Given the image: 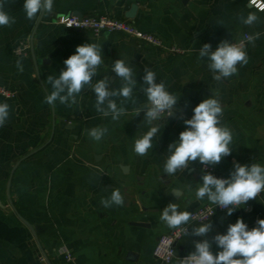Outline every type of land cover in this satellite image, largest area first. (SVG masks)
I'll return each mask as SVG.
<instances>
[{"label": "crops", "instance_id": "obj_1", "mask_svg": "<svg viewBox=\"0 0 264 264\" xmlns=\"http://www.w3.org/2000/svg\"><path fill=\"white\" fill-rule=\"evenodd\" d=\"M23 3L7 0L5 11L16 22L0 27V85L14 93L0 95V103L10 106L0 127V264H153L158 237L172 230L159 219L163 208L176 203L180 211H191L210 203L195 197L206 165L197 160L172 176L163 172L168 146L178 141L186 128L183 121L192 117L196 105L218 89L222 123L234 133L231 154L213 166L217 174L228 178L234 162L264 165V12L249 0H54L51 13L28 20ZM133 5L136 15L127 18ZM249 12L259 16L251 27L238 18ZM62 14L129 19L140 31L161 39L164 47L121 32L94 34L69 28L56 23ZM257 32L259 39L244 46L248 64L239 67L237 75L214 81L199 49L210 43L215 51L222 41L233 43ZM85 43L102 46L103 63L93 83L108 76L111 89L121 87L122 81L111 71L120 58L135 71V103L123 105L126 113L119 120L96 111L95 94L88 87L72 107L59 101L45 103L53 90L47 77L59 76L63 61ZM172 46L179 51L170 50ZM18 59L23 72L16 67ZM146 68L179 98L175 107L182 112L153 122L160 125V132L153 149L142 157L133 152V144L151 127L141 109L147 105L141 90ZM115 99L119 105L122 98ZM98 126L108 129L99 142L87 134ZM116 188L124 204L103 208L101 199ZM226 213L219 211L209 220L210 242L238 218L249 229L264 219V192L231 216ZM201 239L184 235L177 243V256L168 264H177V258L194 251L193 242ZM220 250L212 244L213 253Z\"/></svg>", "mask_w": 264, "mask_h": 264}, {"label": "clouds", "instance_id": "obj_2", "mask_svg": "<svg viewBox=\"0 0 264 264\" xmlns=\"http://www.w3.org/2000/svg\"><path fill=\"white\" fill-rule=\"evenodd\" d=\"M7 0H0V27H10L16 20L5 11ZM251 6L258 11L264 12V0H249ZM54 0H24L23 11L28 20H34L37 16L51 13ZM240 23L251 27L258 22L259 16L255 12H249L246 16L240 15ZM218 24L223 25L222 21ZM72 25L69 24L68 27ZM260 33L249 34L246 39L248 43H255ZM207 57L208 68L213 72V80L217 83L237 75L239 67L246 66L249 62L247 51L243 44L222 41L215 51H212L210 43H205L199 49V58ZM65 69L59 76L49 75L48 83L52 91L45 97V103L55 105L57 101L68 107L77 104V97L86 88H90L95 94V109L103 116H111L113 121L119 120L125 115L123 106L128 101L134 100V90L137 86L135 71L124 59L114 61L111 71L122 81L121 87L111 89L109 77L96 80L98 68L102 65V46L97 43H85L78 45L75 53L63 61ZM18 71L23 72L24 67L21 60L16 61ZM157 75L153 70L145 69L142 77L141 90L147 98V105L141 108L145 113L144 121L151 125L149 130L139 138L135 139L133 152L138 156H147L149 150L153 149V140L160 132V125L153 124L160 120L164 114L167 118L176 109L179 98L166 89L163 81L156 82ZM120 99L118 105L117 99ZM10 106L0 103V127L4 126L9 117ZM141 111H137L139 115ZM224 110L220 102L218 89L209 98L202 100L193 108L190 119H184L185 130L179 133L178 141L168 146L169 155L164 163L163 172L172 176L179 170H185L193 162L199 161L206 166H216L223 158L232 152L234 133L232 129L222 123ZM182 118V117H181ZM106 127H93L87 131L88 136L94 141H101L107 134ZM202 183H198L195 189V197L199 201L205 200L210 204L227 210L231 216L234 211L247 205L248 201L256 200L257 196L264 192V165L252 163L250 166L234 162L233 170L228 178H218L215 175L204 172L201 176ZM192 191V186H186ZM177 194L182 195L180 188L175 189ZM124 197L120 189L111 191L109 198L101 199V205L107 209L122 206ZM160 221L168 228L178 230L185 236H196L203 239L194 241V251L183 259L177 258V264H264V219H258L256 226L249 229L242 218L228 225L225 234H216L210 242L206 237L213 231L208 217L207 222L199 223L196 227L191 223L193 213L188 210L180 211L176 203H169L161 211ZM192 226L189 233L187 226ZM173 242V241H172ZM171 242V243H172ZM169 250H171L170 245ZM221 249L213 253L212 244Z\"/></svg>", "mask_w": 264, "mask_h": 264}, {"label": "built area", "instance_id": "obj_3", "mask_svg": "<svg viewBox=\"0 0 264 264\" xmlns=\"http://www.w3.org/2000/svg\"><path fill=\"white\" fill-rule=\"evenodd\" d=\"M258 2L262 1L258 0ZM55 21L56 23L64 25L66 27L71 24L72 26L69 28L90 30L94 34H99L102 32H121L130 36H134L141 41L150 43L154 46L164 47L161 39L153 34L140 31L129 19H120L108 15L76 16L72 14H62L56 17ZM248 35L249 34H244L240 39L236 40L233 43L243 44V46H245L247 43L246 37ZM169 49L173 51H179V48L175 46H172ZM20 52L21 48H17L16 53L19 54ZM0 95L4 97H11L14 95V93L12 92V90L0 85ZM204 169L206 172H209L218 178H225L224 176H220L219 174H217L213 166H205ZM225 210L226 209H222L219 206L216 207L215 205H212L210 203L199 206L190 211L191 213H193V220L191 223L207 222L205 217H208L209 221L213 216H215L217 212ZM190 226H187L188 230L190 229ZM183 236L184 235L181 234L178 230L173 229L169 233L160 235L157 239L153 251V255L155 258L153 264H168L172 262L173 259L177 256V243ZM170 243V248L172 251H170L168 247ZM61 250L65 252L66 258L68 260L72 258V255L66 248L62 247Z\"/></svg>", "mask_w": 264, "mask_h": 264}, {"label": "water", "instance_id": "obj_4", "mask_svg": "<svg viewBox=\"0 0 264 264\" xmlns=\"http://www.w3.org/2000/svg\"><path fill=\"white\" fill-rule=\"evenodd\" d=\"M136 11H137V6H136V5H133V6L131 7V9L129 10V12H127V13L125 14V16H126L127 18H133V17H135V15H136Z\"/></svg>", "mask_w": 264, "mask_h": 264}]
</instances>
